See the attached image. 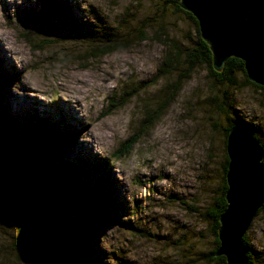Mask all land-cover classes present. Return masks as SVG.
I'll return each mask as SVG.
<instances>
[{
	"label": "rangeland",
	"instance_id": "rangeland-1",
	"mask_svg": "<svg viewBox=\"0 0 264 264\" xmlns=\"http://www.w3.org/2000/svg\"><path fill=\"white\" fill-rule=\"evenodd\" d=\"M43 2L65 11L53 7L37 22L25 20ZM138 28L146 32L144 41L136 36ZM158 28L183 46L195 40L193 23L169 0H0V65L16 77L2 88L0 109L17 123L0 138V151L19 145L17 138L36 115L52 120V127L60 124L59 134L77 131L61 151L65 162L108 172L103 187L109 203L90 231L87 261L68 248L63 264H221L212 253L211 215L225 184L224 129L243 125L264 142V91L241 73L230 84H213L206 67L198 66L142 133L145 110L156 108L166 82L157 76L166 53L164 38L154 34ZM109 40L121 46L103 56L93 53ZM139 132L129 154L113 160ZM55 167L53 160L29 162L27 170L50 176ZM98 172L85 180L96 186ZM55 191L48 189L39 200L54 229L80 215L76 203ZM246 240L253 264H264V209ZM31 254L0 207V264H36Z\"/></svg>",
	"mask_w": 264,
	"mask_h": 264
},
{
	"label": "trees",
	"instance_id": "trees-1",
	"mask_svg": "<svg viewBox=\"0 0 264 264\" xmlns=\"http://www.w3.org/2000/svg\"><path fill=\"white\" fill-rule=\"evenodd\" d=\"M169 1L174 5L177 11L183 12L193 23L195 28V40L191 43V45L183 46L177 41L165 37L162 28H158L157 31L154 32L156 38L159 41L161 38H164L162 43L166 49V53L163 56L162 64L157 70V76H159L158 78L163 77L166 82L161 89V97L156 101V108L145 110V116L140 128L142 133L150 129V126L156 121V119H158V117L161 115V112L175 99L183 82L190 78L194 69L198 66L206 67L208 75L213 76V84L216 82L219 84H223L225 82L230 84L234 81L233 74L235 75V73H241L246 83L264 91L263 87L256 85L247 79L243 62L237 58H228L221 70H214L212 68L211 52L209 50V46L200 38L196 20L191 14L181 10L178 5L179 0ZM228 1L231 4L233 10L243 18L248 26L264 27V0H255L253 2L250 0ZM53 7H57L59 11H65L63 7L59 5L53 6L52 4L50 5L43 2L41 3L39 10L28 13L24 18L27 21L37 22L41 18L52 14ZM65 18L71 23V20L68 17ZM137 30L136 36L140 38V41H144L146 39V32H144V28H138ZM119 44L120 43L118 41L109 40L106 43H102L100 46L93 47L92 51L93 53H99V56H103L108 53H112L115 47L121 46ZM15 78L16 77L13 73L4 70L0 65V101L2 88L4 89L7 85H10L11 81ZM216 107L219 111H221L222 114L227 113V109L222 104H217ZM5 114L6 111L1 108L0 138L2 139L5 138L4 133H7L9 129H15V122H11L10 117H7ZM32 117H30L29 121L27 122V127L23 134H20L21 137H18L16 140L19 145H5L3 146V150H1L0 153L3 152L4 154L8 155L10 159L15 161L24 171L26 175V186L33 194L35 205L41 211L47 227L51 232L52 244L60 252L61 257L63 256L64 251H66L68 248H72L77 252L78 259H80L82 263H85L87 261V254L90 253L91 249L88 243L90 231L94 229L95 224H97L99 221V215L101 213L100 209L104 208V205L109 203L107 202L108 195L105 190V186L103 187L107 180L104 179L105 174L108 173L106 172L107 169L105 168L106 170H103L102 167L99 168L98 166H89L85 163L83 164L81 161H77L76 163H71L69 161L65 162L63 160L61 151L73 144L74 139L77 137L76 135H78L77 131L62 130V132L59 134V132L56 131L59 130L57 127H59L60 124L54 123L53 125L56 127H52L50 125L53 123L52 120L37 117L36 115H33ZM234 126H241L248 129L243 125L229 123L224 129L225 138L229 129ZM250 132L259 141L264 153V142L260 141L252 131ZM139 135L140 132L139 134L135 135L134 138L124 141L118 150L112 154V159L118 161L126 157L129 154L131 148L136 144V140L138 139ZM49 160H53L56 163V167L53 170L54 172H51L50 176L46 175L45 171L39 172L37 175L29 174L27 170L29 162H37L39 166H42L46 161ZM227 162V156H225L223 170L224 175L226 173ZM94 170L100 171L98 172L99 179L96 186H93L91 181H87L84 178L85 174L93 172ZM48 189L56 190V193L65 195L70 198L73 203H76L75 205L79 207L80 215L75 221L61 228L59 226L55 229L53 228L54 224H52L48 213L43 212L42 207L39 204V200L47 193ZM225 191L226 182L223 186V193L216 202V207L213 208L211 215L214 222L213 235L215 239V248L212 252L214 256L219 246V241L217 238V231L219 227L218 219L226 208V201L224 199ZM262 209H264V205L260 208L258 213ZM2 212L6 221L15 226L17 229L18 243L24 247L21 242L22 236L20 229L15 225V223L3 209ZM242 243L245 247L249 264H253V259L249 253V242L246 240V233L242 238ZM32 257L36 264H41L35 256L32 255ZM214 259L219 261L221 264H226L224 256H215ZM61 263L63 264L62 259Z\"/></svg>",
	"mask_w": 264,
	"mask_h": 264
},
{
	"label": "water",
	"instance_id": "water-1",
	"mask_svg": "<svg viewBox=\"0 0 264 264\" xmlns=\"http://www.w3.org/2000/svg\"><path fill=\"white\" fill-rule=\"evenodd\" d=\"M196 20L200 38L211 52L212 68L221 70L232 57L243 62L247 79L264 88V27H250L228 0H179ZM226 208L219 216L215 256L226 264H249L242 238L264 205V153L259 141L241 126L226 136ZM0 207L21 229V242L41 264H62L51 232L21 167L0 153Z\"/></svg>",
	"mask_w": 264,
	"mask_h": 264
},
{
	"label": "bare ground",
	"instance_id": "bare-ground-1",
	"mask_svg": "<svg viewBox=\"0 0 264 264\" xmlns=\"http://www.w3.org/2000/svg\"><path fill=\"white\" fill-rule=\"evenodd\" d=\"M67 86V85H66ZM65 97V96H64ZM33 98V97H32Z\"/></svg>",
	"mask_w": 264,
	"mask_h": 264
}]
</instances>
